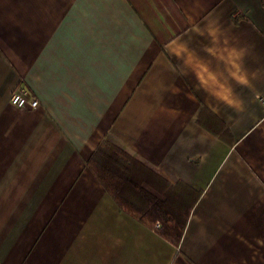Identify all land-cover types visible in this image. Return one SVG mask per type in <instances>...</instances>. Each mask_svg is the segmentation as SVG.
Segmentation results:
<instances>
[{"label": "crops", "instance_id": "0c3cea01", "mask_svg": "<svg viewBox=\"0 0 264 264\" xmlns=\"http://www.w3.org/2000/svg\"><path fill=\"white\" fill-rule=\"evenodd\" d=\"M103 141L199 194L177 247L87 168ZM0 264H264V0H0Z\"/></svg>", "mask_w": 264, "mask_h": 264}, {"label": "trees", "instance_id": "16d2710c", "mask_svg": "<svg viewBox=\"0 0 264 264\" xmlns=\"http://www.w3.org/2000/svg\"><path fill=\"white\" fill-rule=\"evenodd\" d=\"M198 122L222 141L227 140L224 126L217 127L211 121L206 123L203 116ZM97 147L86 166L118 208L177 247L199 194L181 183L167 185L110 142L103 141ZM150 189H155L162 197L154 195Z\"/></svg>", "mask_w": 264, "mask_h": 264}, {"label": "built area", "instance_id": "2783aa9c", "mask_svg": "<svg viewBox=\"0 0 264 264\" xmlns=\"http://www.w3.org/2000/svg\"><path fill=\"white\" fill-rule=\"evenodd\" d=\"M9 99V104L16 108V110L37 109L39 106L38 101L28 95V93L22 88H16Z\"/></svg>", "mask_w": 264, "mask_h": 264}, {"label": "rangeland", "instance_id": "374dc122", "mask_svg": "<svg viewBox=\"0 0 264 264\" xmlns=\"http://www.w3.org/2000/svg\"><path fill=\"white\" fill-rule=\"evenodd\" d=\"M155 226H156V227H159V225H158V224H156Z\"/></svg>", "mask_w": 264, "mask_h": 264}]
</instances>
